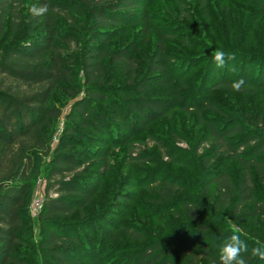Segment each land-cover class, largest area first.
I'll list each match as a JSON object with an SVG mask.
<instances>
[{
  "label": "rangeland",
  "instance_id": "obj_1",
  "mask_svg": "<svg viewBox=\"0 0 264 264\" xmlns=\"http://www.w3.org/2000/svg\"><path fill=\"white\" fill-rule=\"evenodd\" d=\"M19 1L9 5L12 15H7L6 23L15 20L13 13L19 11L23 18L12 37L33 40L40 27L29 32L25 17L33 14L31 8L39 0ZM51 1L69 5L72 10L66 17L68 21L53 14L49 19L57 25L58 36L53 40V49L70 67L71 80L60 83L51 94L50 102L63 113L48 129V143L51 151L63 145V131L69 124L75 126L79 133L74 134L69 150L93 147L91 161L81 171L99 180L90 202L56 219L67 223L63 225L66 228L57 230L71 232L94 248L99 247L94 250V257L103 264H134L135 261L130 263L129 259L138 255L148 242L160 245L165 253L161 259L167 256L171 264H185L186 259L179 251L180 241L206 243L219 257L220 245L235 226L242 230L241 238L248 245V264H264L250 258L256 241L264 242L262 221L252 227L244 224L246 228H243L227 211L216 212L211 207L217 198V189L209 184L210 176L223 170L230 181L236 183L237 162L233 159L224 162L220 153L208 164L199 159L205 153L213 154L212 142H206L208 130L203 120L226 128L236 120L243 127L255 129L252 123L255 117L264 118V89L246 88L244 92H236L210 87L225 77L234 80L245 75L255 83L261 77L264 79V0H142L144 5L135 11L144 17L109 34L108 46L126 47L130 64L126 70L117 64L109 66L104 88L106 100L91 101L110 116L104 134L106 146L81 139L79 134H88L87 130L78 128L74 119L67 124L65 116L77 101L82 102L85 93L79 54L87 42L85 31H90L86 25L91 22L88 11L75 0ZM133 46L136 51H131ZM216 49L234 56L224 68L218 69L213 63ZM147 76L154 82L147 84L141 95L156 99L163 112L152 115L153 118L142 125L136 115L126 109L125 96L119 91H125L123 86L129 84L128 79L134 83ZM168 78L171 81L165 82ZM204 78L207 82L202 87ZM196 97L208 100L223 113L202 110L197 115L179 108L182 103L189 105ZM115 115L117 119L111 118ZM48 168V156L34 159L33 178L22 212L24 232L17 245L26 259L25 264H51V255L43 247L48 229L39 218V204L48 193ZM165 179L176 183V189L174 195L162 203L155 200L154 185ZM184 200L198 203L205 211L202 219L209 225L204 233L199 232L203 229L198 228L197 221L182 213L180 202ZM122 228L137 232L138 238L130 239L120 230ZM64 264L87 263L76 260ZM200 264H204L203 261Z\"/></svg>",
  "mask_w": 264,
  "mask_h": 264
},
{
  "label": "trees",
  "instance_id": "obj_2",
  "mask_svg": "<svg viewBox=\"0 0 264 264\" xmlns=\"http://www.w3.org/2000/svg\"><path fill=\"white\" fill-rule=\"evenodd\" d=\"M86 7L90 23L85 47L80 50L79 64L83 74L84 96L77 101L65 115L66 123L71 119L77 122L78 128L87 130L88 134H79L81 139L90 144L107 145L105 131L110 116L91 104L92 100L105 101V84L108 79V67L117 64L123 70L130 64L128 49L110 48L109 34L115 30L126 28L127 24L142 19L135 11L142 0H75ZM19 0H0V264H25L18 243L24 232L22 212L25 207V195L33 178L34 159L38 156L49 157V168L46 175L47 191L39 218L43 227L48 229L43 247L51 255V264H64L72 261H84L87 264H103L94 257V250L99 249L78 238L71 232H60L58 228H66L56 219L70 213L75 208L92 200L99 186V180L93 175L82 174L91 161L95 149L93 147H75L74 134H78L75 126L69 124L61 135V143L51 151L48 143V129L60 118L62 110L50 102L55 88L62 82H69L70 67L65 65L56 50L53 40L58 36L49 19L53 15H61L67 19L71 14L69 5H61L51 0H39L31 8L25 21L29 23V32L40 27L33 40L24 41L12 37L20 27L22 13L16 10L15 20L6 23L11 14L10 4ZM140 14V15H139ZM52 23V24H51ZM30 34V33H29ZM103 42V45L100 42ZM133 46L131 51H136ZM155 70L156 67H153ZM243 78L231 80L227 77L216 80L210 87L223 88L228 91L244 92L246 88L260 91L264 89V79L256 83ZM166 79L165 82H170ZM243 81L239 90L234 84ZM123 86V101L142 125L154 115L162 113L156 99L141 95L146 85L153 79H139ZM202 87L207 79L202 81ZM132 85V86H131ZM201 87V88H202ZM130 94H134L131 96ZM195 101L200 103L196 104ZM179 108L185 113L194 111L197 115L202 110L221 112L208 100L196 97L189 105L182 103ZM152 113V114H151ZM225 114V113H224ZM152 117V118H153ZM117 119V116H111ZM255 129L241 126L236 120L230 127H217L210 121H204L208 136L206 142H212L213 154L200 155L204 163L212 162L220 153L224 162L235 160L239 166L236 183H232L228 175L221 170L218 175H211L209 184L217 189V198L211 207L216 212L227 211L237 223L246 228L258 221L264 230V118L255 117ZM251 122V121H250ZM236 135V138L234 137ZM234 138V139H231ZM176 183L161 180L154 185L156 201L166 202L174 195ZM55 195V196H52ZM182 213L190 220L197 221L199 232L204 233L209 223L202 217L205 211L198 203L184 200L180 202ZM216 216V215H214ZM203 222V223H202ZM130 239L138 238V233L127 228L120 229ZM88 243V244H87ZM89 245V246H87ZM91 246V247H90ZM179 251L186 259L185 264H220V259L206 243L198 245L185 240L180 241ZM160 245L146 243L142 251L129 259L134 264H171L169 257ZM249 258V254L246 255ZM76 259V260H75Z\"/></svg>",
  "mask_w": 264,
  "mask_h": 264
},
{
  "label": "clouds",
  "instance_id": "obj_3",
  "mask_svg": "<svg viewBox=\"0 0 264 264\" xmlns=\"http://www.w3.org/2000/svg\"><path fill=\"white\" fill-rule=\"evenodd\" d=\"M234 59L232 53H226L223 49H216L213 53V63L218 69L224 68L228 61ZM243 81L234 84V90H239ZM232 234L220 245V264H248L245 254L249 253V248L244 239L242 230L238 227L231 229ZM256 247L250 251V258L264 261V242L256 241Z\"/></svg>",
  "mask_w": 264,
  "mask_h": 264
},
{
  "label": "built area",
  "instance_id": "obj_4",
  "mask_svg": "<svg viewBox=\"0 0 264 264\" xmlns=\"http://www.w3.org/2000/svg\"><path fill=\"white\" fill-rule=\"evenodd\" d=\"M42 204H39V209L41 208Z\"/></svg>",
  "mask_w": 264,
  "mask_h": 264
}]
</instances>
